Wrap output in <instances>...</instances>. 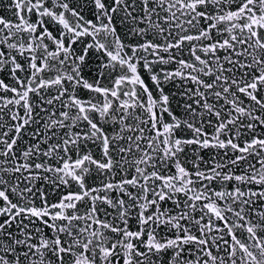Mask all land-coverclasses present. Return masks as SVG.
<instances>
[{"label":"snow or ice","instance_id":"obj_1","mask_svg":"<svg viewBox=\"0 0 264 264\" xmlns=\"http://www.w3.org/2000/svg\"><path fill=\"white\" fill-rule=\"evenodd\" d=\"M0 264H264V0H0Z\"/></svg>","mask_w":264,"mask_h":264}]
</instances>
